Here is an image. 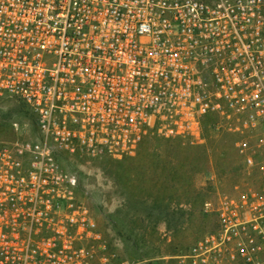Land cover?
<instances>
[{
  "label": "built area",
  "instance_id": "built-area-1",
  "mask_svg": "<svg viewBox=\"0 0 264 264\" xmlns=\"http://www.w3.org/2000/svg\"><path fill=\"white\" fill-rule=\"evenodd\" d=\"M0 95L38 131L0 140V264H115L60 157L203 143L212 114L264 173V0H0ZM217 215L179 263L264 264V188L224 196Z\"/></svg>",
  "mask_w": 264,
  "mask_h": 264
},
{
  "label": "rangeland",
  "instance_id": "rangeland-1",
  "mask_svg": "<svg viewBox=\"0 0 264 264\" xmlns=\"http://www.w3.org/2000/svg\"><path fill=\"white\" fill-rule=\"evenodd\" d=\"M26 108L0 95V140L37 139ZM218 122L203 143L154 135L121 158L60 157L76 173L81 196L115 245V264H180V255L219 230L221 198L263 190L264 173L245 169L236 135ZM260 255L264 260V252Z\"/></svg>",
  "mask_w": 264,
  "mask_h": 264
},
{
  "label": "trees",
  "instance_id": "trees-1",
  "mask_svg": "<svg viewBox=\"0 0 264 264\" xmlns=\"http://www.w3.org/2000/svg\"><path fill=\"white\" fill-rule=\"evenodd\" d=\"M23 105L25 106V108H26V105L23 103ZM25 111V110H24ZM26 112H27V114L29 113V115H30V119L32 120V122H33V116H32V114L29 112V109L28 108H26ZM218 120V116L217 115H212V114H210V115H207V116H205L204 118H203V120H202V125H203V133H204V136H205V138H207V135H208V132H209V130L211 129V128H213L216 124H215V121H217ZM214 125V126H213ZM235 135V134H234ZM149 138H151V137H149ZM149 138H147V139H149ZM159 138H161V139H168V140H180L181 141V139H175V138H162V137H159ZM200 145V144H199Z\"/></svg>",
  "mask_w": 264,
  "mask_h": 264
}]
</instances>
